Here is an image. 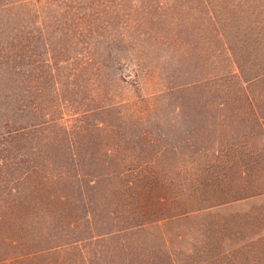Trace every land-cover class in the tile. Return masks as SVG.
I'll return each instance as SVG.
<instances>
[{"label": "rangeland", "instance_id": "374dc122", "mask_svg": "<svg viewBox=\"0 0 264 264\" xmlns=\"http://www.w3.org/2000/svg\"><path fill=\"white\" fill-rule=\"evenodd\" d=\"M0 264H264V0H0Z\"/></svg>", "mask_w": 264, "mask_h": 264}]
</instances>
